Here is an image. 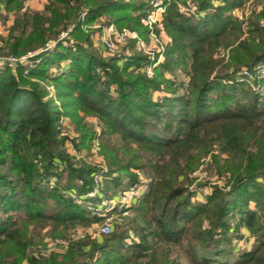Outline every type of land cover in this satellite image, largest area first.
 <instances>
[{
    "label": "trees",
    "instance_id": "1",
    "mask_svg": "<svg viewBox=\"0 0 264 264\" xmlns=\"http://www.w3.org/2000/svg\"><path fill=\"white\" fill-rule=\"evenodd\" d=\"M23 1L0 0L6 13L18 14L0 53L45 47L61 30L79 28L83 12L86 23L106 16L120 30L147 29L140 18L151 9L148 0H49L43 12H28ZM187 1L164 0L169 41L153 77L140 70L148 55L124 52L133 50L134 39L111 59L60 40L39 53L34 68H0V264H19L32 235L46 226L65 236L77 223L118 213L106 211L104 200L135 185L136 170L149 182L121 231L70 241L66 253L34 255L29 264H182L171 254L174 247L188 264H264V77L242 74L264 63V26L248 34V43L240 39L242 21L231 15L244 0H190L196 6L190 16L179 9ZM188 58L186 85L166 78L176 66L185 71ZM64 61L59 73H49ZM25 67L56 85L67 114L76 115L74 100L99 117L105 171L80 165L66 152L60 113L51 99L43 100L47 90L23 77ZM202 165L224 182H209V193L193 201V173ZM99 171L98 190L88 196ZM233 236L246 240L244 248L233 245Z\"/></svg>",
    "mask_w": 264,
    "mask_h": 264
},
{
    "label": "rangeland",
    "instance_id": "2",
    "mask_svg": "<svg viewBox=\"0 0 264 264\" xmlns=\"http://www.w3.org/2000/svg\"><path fill=\"white\" fill-rule=\"evenodd\" d=\"M23 9L28 12H43L46 8V6L50 5L49 0H24L23 1ZM186 5H179V9L184 13V15L190 16L189 14L194 13L196 6L194 2H191L188 0L186 2ZM188 5V6H187ZM149 6V4H148ZM189 9V12L186 11V9ZM2 9V8H1ZM19 11L20 14H22L23 11ZM141 10H137L135 14L140 13ZM263 13V15H261ZM0 46H4L3 41L7 38L11 27L14 24V21L17 17V13L13 10L9 11L8 13L1 12L0 10ZM164 15V14H163ZM231 15L233 17H238L240 21H242V27L244 34L240 36V39L243 40H248L246 39L248 37V34H252L256 27L259 26L261 27L262 25L264 26V0H244V3L242 6L232 10ZM197 16V15H196ZM85 17V12L81 14V21L82 23L79 25V28L71 29L73 27H69L68 31L61 30L58 34V39L53 40L52 37L48 38L46 40V46L45 47H39V48H34V50H29L25 54H7V48L2 49L0 53V58L6 59L9 58L10 56H14L15 58H18L20 60L18 65L9 67V66H4L7 68H10L13 73H19L18 70L20 71L21 66L27 65L30 67L29 68H34L39 62L40 58L38 57L41 53H46L52 51L55 47V44L57 41L60 40H65L67 42L66 45H72L74 42H78L85 48H90L93 50H96L97 54L102 58V59H111L113 56H115L118 53H121L123 51L121 50V45L128 39L131 38H125V39H120V40H115L112 38V41L114 43L113 48H107V46L103 43V40L105 37H107V30L106 27L108 24H110L108 21V18L106 16H101L99 18H96L92 22H85L83 21ZM163 17V16H162ZM161 17V19H162ZM162 31L159 33L158 29L154 31H148L147 29H143L139 27L137 30H132L127 28L131 32H135L139 40L134 39V44H133V50L130 48H125L124 52H126L128 55L132 53L138 52L142 53L145 55H148V57H152L153 60L149 58V61L147 64L143 65L140 70L147 75V72H150V75L147 77H153L154 75V67L156 64L159 62L164 61V56H165V49H166V43L169 41V36L166 34V31L163 27L162 21L160 22ZM113 25V24H112ZM121 29V30H123ZM121 31L120 29H118ZM250 30H252L250 32ZM27 31H29V28H27ZM82 34L85 35V37L81 38L78 35ZM152 34H156L159 36L158 41H156L153 37ZM253 35V34H252ZM115 40V42H114ZM139 41V42H137ZM251 40H248V43H250ZM251 45V44H250ZM162 48V51L157 50L159 48ZM219 48V47H218ZM219 55L220 57H224L227 59L228 53L227 51H223L219 49ZM40 53V54H39ZM151 53V54H150ZM122 54V53H121ZM153 54V55H152ZM161 54L160 57L157 56ZM29 55V56H28ZM24 56L30 57L24 61H21V58ZM127 60L126 57L123 58V61ZM191 62V59H187L185 71L182 70L179 66H176L174 73H168L165 72L166 78L172 79V81L176 80V84H187V81L189 79V74H187L188 71L190 70L189 64ZM68 64V61H64L58 65H51L52 67L49 68V73L55 75L56 73H59V70L62 69L63 66H66ZM261 67L264 68V63H260ZM3 68V67H0ZM146 72V73H145ZM21 73V72H20ZM23 77L25 79H28L31 82L37 83L41 89H45L48 91V95L43 98V100L51 99V102L53 103L54 107L51 108L53 111H58L60 113L59 115V123L61 125L62 133L61 136L67 137V146L66 152L69 153L72 156V159L77 161L78 164H84L87 166L95 167L97 169L102 168L101 170L105 171L107 169V165L103 159V157L100 154V119L95 113H86L85 110L82 109L81 104H79L80 108L78 107V102L74 100L71 102L73 105L70 108V111L75 110L76 115L71 116L67 114L66 112L68 108H66V98L64 97H58L56 94L58 89L55 84L43 79L40 76H32L30 75V70H28V67L23 68ZM184 91L183 86H179L178 88V93H182ZM159 92V91H158ZM155 92L153 96L156 98L157 93ZM161 92V91H160ZM161 95L163 93H160ZM72 99V98H71ZM83 134L87 136H83ZM73 141H72V140ZM76 142V145L74 144ZM140 171V176L142 181L144 182V187L145 185L147 186V183L149 182L148 175H146L142 170ZM99 173L96 174V176H99V179H97V184L101 182V175H98ZM193 177H196L195 182L191 187L193 191L196 190V192H193V196L191 197L193 201H200L203 199V195L206 193H209L210 191V183L218 182V183H223V179H216L212 175H209L208 171L205 170L204 165L198 168L197 171L193 173ZM207 182L201 187H194L195 183L198 182ZM264 183V181L262 182ZM126 187V186H123ZM122 187V189H124ZM119 192V190L116 192ZM116 195L114 197H116ZM105 201V200H104ZM137 201V200H136ZM135 201V202H136ZM135 202H132L131 204H134ZM130 204V205H131ZM130 205H127L123 210L126 212L122 216L123 221L122 222H117L112 224V229L115 231H121V229L124 228L126 221L128 218L133 216V211L130 210ZM113 206V208H111ZM107 211L112 210V209H118L117 202H115L113 205L108 204L106 207ZM120 210L117 214L121 215L124 211ZM103 214V213H102ZM118 215V216H119ZM105 222V219L103 221H97V222H92V223H77L74 225V227H71L70 229L67 230L65 236L57 235L54 233L55 231H51L49 226H46L42 228L40 231H36L32 235V241L28 245L26 249V256L24 259L19 264H29V259L32 258V256L36 255L37 251L40 249H45V255L44 256H38L41 257V259H47L50 255L52 254H64L66 253L68 244L70 241H75L81 238H86V237H102V234H100V228ZM244 231V229H242ZM104 235V234H103ZM131 237L135 241H139V237H137L134 232L131 231ZM62 241L61 246L59 247V243ZM255 238L254 236L251 238L250 241H248V247H252L255 244ZM232 243L234 246L240 247V249L244 248V245L246 244V240L242 238H238L236 236H233ZM64 246V247H63ZM173 252L171 253L172 256L180 255V261L182 264H188L187 260L183 257V255L180 253V249L178 247L172 248ZM138 264H144V261H140Z\"/></svg>",
    "mask_w": 264,
    "mask_h": 264
},
{
    "label": "built area",
    "instance_id": "3",
    "mask_svg": "<svg viewBox=\"0 0 264 264\" xmlns=\"http://www.w3.org/2000/svg\"><path fill=\"white\" fill-rule=\"evenodd\" d=\"M166 2H169L170 0H165ZM148 4L151 7V9L140 18V23L142 25H144L145 27L148 28V30L154 31L156 29H158L159 33L162 31V27L160 22L162 21L161 17L163 16L164 12H165V4H164V0H148ZM184 7V6H183ZM186 9L187 12H189V9H187L186 7H184ZM107 30V37H105V39L103 40V43L107 46V48H113L114 47V43L112 41V38H114L115 40H120V39H125L127 38H131V39H136L139 40L138 35L135 32H131L127 29H123L121 31H119L114 25L110 24L106 27ZM152 33V32H151ZM152 37L158 41L159 36H157L156 34H152ZM114 40V42H115ZM139 42V41H137ZM162 51V48L160 47L157 52ZM151 54V53H150ZM153 55V54H152ZM29 56V55H28ZM28 56H24L23 58H21V61L24 60L26 57ZM161 54H159L157 56V61H158V57H160ZM151 60H153L152 57H150ZM20 62V60L18 58H15L14 56H10L9 58L3 59L0 58V67H4V66H15L18 65ZM146 73V72H145ZM242 74L244 76H251V74L256 75L258 77H264V68L261 67V64L259 63L258 65H256L254 67L253 71H248L246 69H244L242 71ZM147 75H150V72H147ZM136 174L138 175V182L133 185L130 186L126 189H123L121 191H119L116 195V197H113L111 200H105L104 203L107 204H111L113 205L115 202H117L119 211L123 210L125 207H127V205H130L132 202H135L138 197L145 191L146 189V185L144 187V182L141 179L140 176V171L136 170ZM97 179H99V176H95L94 177V188L91 192L87 193L88 196H93L96 191L98 190V184H97ZM148 185V183H147ZM106 206V207H107ZM111 208H113V206H111ZM107 211V208H106ZM124 211V210H123ZM126 214V212L124 211L123 213H121V215L117 214V213H112V214H106L103 213L102 215L105 216V222L103 223V225L100 228V234H109L112 231V224L113 223H117V222H122V216ZM119 215V216H118ZM59 243V247L61 246V243H63L62 241L58 242ZM45 249H40L37 251L36 255L38 256H44L45 255Z\"/></svg>",
    "mask_w": 264,
    "mask_h": 264
},
{
    "label": "crops",
    "instance_id": "4",
    "mask_svg": "<svg viewBox=\"0 0 264 264\" xmlns=\"http://www.w3.org/2000/svg\"><path fill=\"white\" fill-rule=\"evenodd\" d=\"M0 10H1V12H4L3 8L2 9L0 8Z\"/></svg>",
    "mask_w": 264,
    "mask_h": 264
}]
</instances>
